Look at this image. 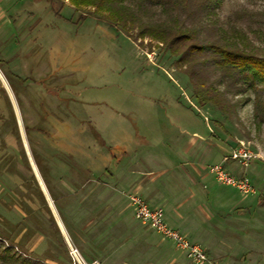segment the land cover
<instances>
[{
	"label": "rangeland",
	"instance_id": "rangeland-1",
	"mask_svg": "<svg viewBox=\"0 0 264 264\" xmlns=\"http://www.w3.org/2000/svg\"><path fill=\"white\" fill-rule=\"evenodd\" d=\"M88 14L68 1L0 0V60L25 81L3 76L17 88L23 126L31 129L30 153L47 168L75 252L38 196L36 208L26 212L28 190L20 179H37L23 159L22 140L20 145L11 135L8 150L18 158L20 179L0 173V233L21 244L28 232L27 253L49 258L48 264H79L76 256L81 264H160L152 247L167 238L137 220L128 199L132 192L148 199L141 187L152 184L162 197L155 206L165 209L170 226L177 227L169 215H181L186 230L180 231L212 258L258 264L264 258V163L248 168L254 193L247 195L218 183L210 172L224 163L241 173L228 159L241 142L264 158V125L256 120L254 94L232 97L248 99L232 115L199 107L187 74L159 41L135 39ZM261 20L264 0H224L211 25L243 31L264 52ZM43 101L51 113L45 125L51 136L36 130ZM72 162L91 170L89 183L71 171Z\"/></svg>",
	"mask_w": 264,
	"mask_h": 264
},
{
	"label": "trees",
	"instance_id": "trees-1",
	"mask_svg": "<svg viewBox=\"0 0 264 264\" xmlns=\"http://www.w3.org/2000/svg\"><path fill=\"white\" fill-rule=\"evenodd\" d=\"M58 1H62V4L68 1L76 10L88 9V15L107 22L135 39L149 38L159 41L176 58V67H182L187 74L193 96L199 107L212 105L221 113L232 115L248 101V99L233 101L232 97L254 94L256 120L264 125V52L252 47L251 41L243 31L232 28L229 32L211 25L213 15L217 14L224 0ZM88 15L81 17L83 19ZM163 17H165L164 20ZM260 22L264 24V20ZM6 65L7 62L0 60L1 73L7 77L12 75L20 83H24L25 80L11 74ZM7 82L12 92L17 95L15 84L8 78ZM36 83L44 85L43 81ZM39 112L40 121L36 130L51 136L52 133L45 126L50 123L51 116L45 101L41 103ZM23 127L26 138L30 139V127ZM4 132H7V136H4ZM8 135L16 138L21 145L22 138L12 103L5 88L0 86V165L3 162L6 163L5 169L0 167V173L6 171L18 176L16 166L18 158L10 152V149L8 150ZM100 144L104 145V142L101 140ZM21 151L27 163L28 156L23 146ZM33 160L60 213L59 197L50 182L47 168L35 154H33ZM70 167L74 174H79L83 178V182H90L89 168H82L75 162H72ZM18 177L20 179V176ZM20 183L26 188L25 191L28 190L24 197L28 204L26 212L30 213L31 209L36 208L33 198L38 196L52 225L58 230L38 181L32 178L24 182L21 178ZM21 225H19V232L24 229ZM28 236L31 237L27 232L21 244H15L13 238L10 239L0 233V264H48L49 258L41 259L27 253L25 243L28 241ZM66 257L69 255L67 254ZM53 261L64 264L58 259Z\"/></svg>",
	"mask_w": 264,
	"mask_h": 264
},
{
	"label": "built area",
	"instance_id": "built-area-1",
	"mask_svg": "<svg viewBox=\"0 0 264 264\" xmlns=\"http://www.w3.org/2000/svg\"><path fill=\"white\" fill-rule=\"evenodd\" d=\"M229 160L236 162L240 166V175L228 171L224 163L215 164L211 167L210 172L215 180L225 186L237 189L242 194L254 193V187L247 170L254 161L264 163V158L253 152L244 143L234 147L228 156ZM128 199L133 208L135 218L147 225L150 229L160 233L168 240L172 241L174 246L183 252L187 259L194 264H222L215 260L201 245L191 242L185 235L176 229L168 226L165 220L164 210L159 207H152L146 199L138 193L128 194ZM99 264V263H93Z\"/></svg>",
	"mask_w": 264,
	"mask_h": 264
},
{
	"label": "crops",
	"instance_id": "crops-1",
	"mask_svg": "<svg viewBox=\"0 0 264 264\" xmlns=\"http://www.w3.org/2000/svg\"><path fill=\"white\" fill-rule=\"evenodd\" d=\"M235 169H236V172L235 173H237V170H239V169L237 167H235ZM238 175H240V173ZM251 183H252V181H251ZM252 185H253V183H252ZM141 188H143L144 194H146L148 196V199L150 201L141 192H134V193H138V194L142 195L146 199V201L148 203H153L154 204L153 206L149 204L150 206L162 208V206H155L158 202H160V200L162 199V197L159 196V195H157L156 192H154V189L152 188V184H150V185L149 184H143V186ZM162 209L164 210V215H165L166 223L168 224L169 227H171L170 224L168 223L167 218H166V211H165L164 208H162ZM170 219L171 220L173 219V220L171 221ZM169 222H171L175 226H177V227H173L172 226L171 228L176 229L179 232H181L180 231L181 230L180 228H183V229L186 230V228H184V225H185L184 223L185 222H184V220H182V216L181 215H178L176 218H172L169 215ZM189 240L191 242H193V243L199 244L197 242L192 241L191 239H189ZM173 248H175L173 242L170 241V240H168V239L163 240L161 243H158V244L156 243L155 246L152 247L153 254H155V255L158 256L157 257L158 262L160 261V259H163V261H160V264H185V262H187L189 264H193L189 259L186 258L185 254L183 252H181L180 250H178L177 248H175V249L178 250V252H176ZM203 248H205V247H203ZM205 250H206V248H205ZM209 256H211V255L209 254ZM153 259H154V257H153ZM257 263L258 264H264V258H260Z\"/></svg>",
	"mask_w": 264,
	"mask_h": 264
},
{
	"label": "water",
	"instance_id": "water-1",
	"mask_svg": "<svg viewBox=\"0 0 264 264\" xmlns=\"http://www.w3.org/2000/svg\"><path fill=\"white\" fill-rule=\"evenodd\" d=\"M0 80H1L2 85H3V87L5 88V90H6L7 94H8V96H9V98L11 100L12 106H13V108L15 110V114H16L18 125H19L20 134H21V138H22V141H23V144H24V148L26 150L28 159L30 161V164H31V167H32V169L34 171L36 179H37V181L39 183V186H40V188H41V190H42V192H43V194H44V196H45V198H46V200L48 202L49 208H50V210H51V212H52V214H53V216H54V218H55V220H56V222H57V224L59 226V229H60V231H61V233H62V235H63V237H64V239H65V241H66V243H67V245L69 247V249L72 252H75L74 248H73V246H72V244L70 242V239H69V237L67 235V232H66V230H65V228L63 226V223H62V221H61V219H60V217L58 215V212H57V210L55 208V205H54V203H53V201H52V199H51V197H50V195H49V193H48V191H47V189L45 187V184H44V182H43V180H42V178H41V176L39 174L37 166L34 163V160L32 158V155H31L29 147H28V143H27V139H26V135H25V131H24V127H23V123H22V119H21V115H20V111H19L17 102H16V100L14 98L13 92H12L7 80L5 79V77L3 76L1 71H0ZM76 259H77V262L79 264H81V262H80V260H79V258L77 256H76Z\"/></svg>",
	"mask_w": 264,
	"mask_h": 264
}]
</instances>
